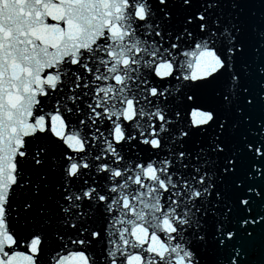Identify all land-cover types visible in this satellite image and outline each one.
Here are the masks:
<instances>
[{
	"label": "snow or ice",
	"instance_id": "snow-or-ice-1",
	"mask_svg": "<svg viewBox=\"0 0 264 264\" xmlns=\"http://www.w3.org/2000/svg\"><path fill=\"white\" fill-rule=\"evenodd\" d=\"M0 264H264V0H0Z\"/></svg>",
	"mask_w": 264,
	"mask_h": 264
}]
</instances>
